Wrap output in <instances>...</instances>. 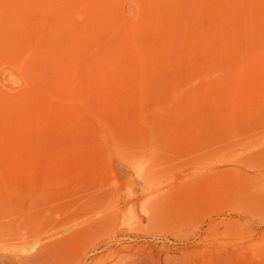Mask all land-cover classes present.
I'll use <instances>...</instances> for the list:
<instances>
[{
	"label": "rangeland",
	"instance_id": "rangeland-1",
	"mask_svg": "<svg viewBox=\"0 0 264 264\" xmlns=\"http://www.w3.org/2000/svg\"><path fill=\"white\" fill-rule=\"evenodd\" d=\"M0 264H264V0H0Z\"/></svg>",
	"mask_w": 264,
	"mask_h": 264
}]
</instances>
